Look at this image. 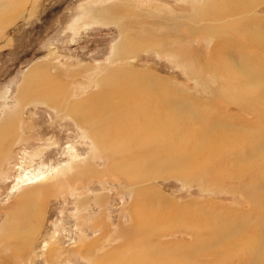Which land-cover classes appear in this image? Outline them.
Returning <instances> with one entry per match:
<instances>
[{
	"label": "rangeland",
	"instance_id": "1",
	"mask_svg": "<svg viewBox=\"0 0 264 264\" xmlns=\"http://www.w3.org/2000/svg\"><path fill=\"white\" fill-rule=\"evenodd\" d=\"M127 1L133 14L138 10L147 11L159 21L157 36L162 40L155 44L156 48L138 51L120 64L119 61H110L111 46L119 39L118 28L95 21L101 8ZM202 2L16 0L15 10H8L6 3L0 1L3 19L0 24V118L7 109L13 111L14 97L24 74L41 62L53 59L62 72L74 73L69 76L68 84L75 91L83 88L84 98L97 90L95 80L105 69L125 66L132 72L162 82L163 89L158 90L162 92L161 100H158L161 110L172 112L177 120H172L174 124L186 126L177 133L176 147L172 150L184 142L188 143L185 159L196 154L193 161L184 159L188 165L184 164L180 169V172L187 173V178L168 174L137 184L128 179L135 174L149 173L139 166L138 172L133 165L134 161L138 162L134 158L139 157L140 161L143 150L136 149L137 154L132 156L120 152L124 161L136 169L123 165L122 160L115 161L116 155L110 154L112 150L107 151L108 137L116 134L115 138L122 137L120 144H124L123 137L129 136L127 130L112 131L107 135H102L101 131L100 140L99 134L84 132L74 120L53 112L47 105H23L13 112L16 115L12 118L14 132L0 156L2 173H5L0 179V229L7 218L4 208L27 187L19 185V177L25 172L41 178L50 177L42 181V185L35 184L38 191L44 190L46 195L40 208L38 228L31 240L26 241L25 264H99L98 261L105 264H156L162 254L168 257L164 263L169 264H201L203 261L207 264H252L254 261H257L255 264H264L262 246L253 251L252 259L255 260L250 256V262L245 263L242 260L246 251L241 250L235 240L216 246L207 236L218 230L224 218L236 215L235 226H230L228 231H234V234L246 224H254L256 217L251 199L257 198L256 194L261 195L257 188L259 184L263 187L264 183V90L255 84L248 86L245 79L249 75H261L264 80V0H256L255 7L249 6L246 10L244 0L243 3L232 0L227 8L222 2L226 9L222 8L220 0L214 2L210 9L212 13H218L219 23L240 22L236 27L227 24L237 33L227 26L220 31L218 27L216 43L199 28L204 24L193 19L194 11ZM250 7L253 8L250 18H257V21L242 23L241 19L248 14ZM226 12L236 16L229 18L231 15L225 16ZM74 20L91 21V24L70 28ZM179 39L183 41L180 43ZM213 44L217 45L218 51L211 52ZM213 55L219 60L215 66L210 63ZM232 84L234 86L230 88L228 85ZM248 91L255 97L252 103H258L259 110L263 111L261 115L251 106L234 102L233 96ZM77 99L73 97L71 101ZM177 117L182 121L178 122ZM167 119L161 118V121L166 123ZM116 122L124 126L122 120ZM144 122L135 120L137 126ZM193 139L194 143L191 142ZM206 146L211 159L221 149L227 158L224 166L207 164L201 151V147ZM193 147L198 148L197 152ZM72 159L76 162L57 179L56 171H64ZM162 161L165 163L164 158L156 163ZM254 162L258 163L257 168L253 166ZM206 164L208 166L204 168ZM243 169L251 173H242ZM147 185L157 191V198L155 195H137ZM254 188L256 193L249 194L248 189L253 192ZM137 199L139 202L134 204ZM133 214L138 218L136 226L131 220ZM241 218H250L251 222L247 219L240 221ZM24 221L16 222L18 229L22 226L19 231L24 230ZM259 221H264V216L259 217L260 224ZM16 231L17 235L11 237L20 243L22 237ZM156 240L158 244L188 245V250L192 246L194 252L159 251L154 243ZM89 243L92 249H89ZM262 245L264 247V241Z\"/></svg>",
	"mask_w": 264,
	"mask_h": 264
},
{
	"label": "bare ground",
	"instance_id": "2",
	"mask_svg": "<svg viewBox=\"0 0 264 264\" xmlns=\"http://www.w3.org/2000/svg\"><path fill=\"white\" fill-rule=\"evenodd\" d=\"M0 1L6 3V6H8V10H15L14 5L16 3V0H0ZM226 1L227 3L224 0H220L221 6L223 2L224 6L227 8L228 4L232 0H226ZM255 1L256 0L254 1L244 0L246 4L244 6V10H246L249 6L254 8L256 5ZM214 2H218V0H203L202 4L199 5L200 8L194 11L193 19L204 24V26L199 28L204 31L205 35L209 36L210 38L213 37L214 43H216L217 36L215 37V33H218L217 32L218 27L220 31V29L227 26L229 22L219 23L218 13L216 11L212 13V9H210L212 8V4H214ZM241 2L243 3V0H241ZM129 5L130 4L128 1L127 3L123 2L122 4H111L106 8H101V10L97 11L96 13L97 19L95 23H98L103 26H115L119 30V39H117V41L111 46V50H110L111 62L119 61V63L121 62L120 64H122L125 59H128L129 57H131V55L137 53L138 51H145L148 49L156 48L155 44L159 43V41L162 40V37L157 36L158 35L157 32L160 25L158 24L159 21L158 20L155 21V19L151 15L146 13L147 11L143 12L138 10L136 13L134 12L135 14H133L132 13L133 8H131ZM224 6H222V8L226 9ZM86 8L87 7H85V9ZM253 8L247 11L248 14L241 19L242 23L249 24L257 21V18L251 19L249 15V13L252 12ZM17 9H19V7H17ZM226 14L227 16L231 15L229 18L236 16V15L232 16V14H234L232 12H226L224 15L226 16ZM148 18H150V20ZM2 20L3 19H1L0 16V24L3 22ZM90 22L91 21L78 22V20H74L70 25V28L77 26L79 27V24L81 26H86L91 24ZM231 24H233V27H236L239 26L240 22L236 23L234 21L229 23V25ZM227 27L231 28L233 32L237 33L235 28L229 26ZM239 29L240 28H238V30ZM211 34H213V36ZM163 35L164 33H162L161 36ZM182 41L183 39L181 40L179 39L180 43ZM183 50L186 49L183 48ZM211 50H212L211 52L218 51L217 45L213 44ZM217 59L219 58L217 57ZM218 61L216 60V56L213 55L211 57L210 63L215 66ZM258 62L260 61H257L256 63ZM176 64L179 63L176 62ZM243 74L246 76L245 73ZM69 76H74V73L70 72L66 74L62 72L57 67L56 62L53 59H49L45 62H41L36 66H33L24 74L21 84L18 87L17 94L14 97L16 98L15 99L16 105L14 106L13 111H11V109L10 110L7 109L5 115L0 118V156L1 157L3 155V151L8 141H10L12 132H14L15 126L12 123L13 121L12 118L13 115L14 116L16 115L13 112H17L16 110H19L20 107H22L25 104L45 105V106L47 105V107H49V109H51L53 112H56L57 114L63 115L66 118L74 120L79 127H82L84 129V132L86 133L88 132L90 135L99 134V137L101 138L100 140H102L101 137L102 135L105 134L107 135L109 134V132L111 133L112 131L118 132V130H122V131L127 130L129 132V136L123 137L125 139V141L123 142L124 144H120L122 137L115 138L116 134L115 135L112 134L110 138L108 137L109 141H108L107 151L112 150L110 154L116 155L115 161H120V160L124 161L123 155L132 156L134 154H137L136 152L137 150L139 149L143 150L144 155L140 156V161L138 160L139 157L134 158L138 162L135 163L134 161L133 165L136 168L138 166L144 167L147 170H149V173H142L137 175L135 174L134 176L128 179L130 182H136L137 184L138 183L140 184L147 182L160 175L164 176L168 174H174L176 177L177 176H179V178L181 177V179L187 178L188 176L187 173L185 174L184 171L183 172L180 171L182 170V166L184 164L188 165L184 162L185 159L184 154L185 151L187 150L188 143L183 142L181 143L182 145L178 146L176 150H172L173 148L176 147L174 146L175 145L174 141L177 138V133L183 129H186L185 128L186 126L182 123L174 124L173 119H175V116L172 114V112L170 111L163 112L161 110V104L158 102V100L159 99L161 100V98L159 97L162 95L161 91L163 87L160 86V83L162 82L155 80L149 76L132 72L125 66L113 68L112 70L105 69L102 72V75L100 77H97L95 80L97 81V90L86 96V98H84L83 94L85 92L83 88L77 89L76 92L74 90L75 88H72L71 85L68 84ZM252 76L249 75L246 77L245 81H247V85L253 86L255 84L256 86H261L263 88L262 90H264V84H263L264 80L263 78H261V75L253 76V77ZM228 86H230L231 88L234 86V84ZM156 87H158L157 89L158 93L156 92V94H154L155 92L154 90L156 89ZM248 92H246L245 94H243L242 92L237 96H233L234 102L243 106H248V107L251 106L256 110L258 115H261L263 112L262 110L264 109L261 108L262 110H259L260 109L259 104L252 103L255 97L253 93L251 92L248 93ZM73 97H78V99L71 101ZM259 100L263 101L260 98ZM262 106H264V104ZM2 108L5 110L6 107L2 105ZM161 118L163 119L168 118L167 119L168 122L164 123L163 121H161ZM118 119L122 120V123L124 124L125 127L117 124L116 121H118ZM136 119H140V120L142 119L145 122L144 124L142 125L138 124L137 126L135 124ZM181 121L182 120L178 118V122ZM101 131H103L102 132L103 134L100 136ZM262 140L263 139H259V141ZM106 141L107 139L105 140V142ZM191 142L194 143V139L191 140ZM207 147L208 146L201 147V151L202 153H204L202 154L203 159L207 162V164L211 166L222 164L224 166L227 158L222 155L221 149H218L211 159L210 150L209 152L206 151ZM124 148L128 150L123 151ZM197 149L196 147H193L194 152H197ZM120 152L123 153V155L120 154ZM193 156L190 157L189 155V157H187V160L185 159V161L189 162L192 159L194 160ZM160 158H164L165 163L164 161H162L161 163L159 162L156 163L157 160H159ZM72 160L73 162H71V164L68 165L64 171H62L61 169H60L61 171L60 170L56 171L57 179L59 177L61 178L62 175H64L65 172L72 167V164L76 162L75 159ZM123 163H124L123 165H126L128 168L130 167L136 169L133 165H131L130 162L124 161ZM207 164L204 166V168L208 166ZM253 166L254 168L255 167L257 168L258 163L254 162ZM123 168L124 166H121L122 170H124ZM137 171L139 172V169ZM244 172H246L247 175L251 173L250 170L242 171V173ZM4 174L2 173V168L0 166V179H2L5 176ZM49 178L50 177L47 178L37 177L36 175H33V173L31 172H25L23 173V175L19 177L18 179L19 185H24V187L27 186L26 187L27 189L26 188L23 189L12 201V203L9 206H6V208H4L5 209L4 211H6L7 218H5L6 221L3 223L0 229V264H25V260L23 257H24L25 246L27 243L26 241L34 236L38 228L40 221L39 218L40 208L42 206V200L46 195V192L44 190L38 191V187L36 185L37 183L42 185V181L44 182L45 179H49ZM126 178L127 177H125V179ZM244 181L246 182V180ZM258 186L259 187L257 189L261 190V195L259 196L256 194L257 198L251 199V207L253 206L256 209V214L254 215L256 216L254 224L253 223L246 224L245 226H243V228H241L240 232H236L232 234L234 232L232 231V233H228V231L230 230L229 229L230 226H233L232 228H234L235 226L234 220L237 219L234 218L236 215H234V217H228L226 215V217L228 218L223 219V221L219 225L218 230L211 231L210 233H208L210 235L207 234V236L210 237L211 240H214L212 242V245H216V246L226 245L230 240H235L238 246L240 247V249L246 251L244 254L245 258L244 260H242L245 263L250 262V256L251 259L254 256L253 251L255 249L259 250L261 246H262L261 252H263L262 257H264V247L262 245L264 241V221H259L260 224L258 223L259 217L263 218L264 216V183H263V187L261 186V184H259ZM151 188L152 187H149L148 185L147 187L143 186V189H140L137 195L139 196L141 194H147L148 196L152 195V197L153 195H155L154 197L157 198L158 196L157 191L155 192V190ZM255 191H256L255 188L253 189V192L250 189H248L249 194H255L256 193ZM139 200L140 199L135 200L134 204H137ZM261 211L263 212V215L261 214L262 217L260 215ZM225 213H227V211ZM23 219H25L23 224H25L26 228L23 226L24 230L19 231V229L22 226L18 229L16 227L17 226L16 222L18 220L20 221ZM246 219L249 222H251L250 218H241L240 221L244 222V220ZM131 220L134 226L138 224L137 222L138 218H136L134 214ZM16 229L19 231V236L22 237V241H20V243L18 242V240L13 241L11 237L13 235H17ZM256 242L260 244H257ZM154 243L159 251L163 249H172L175 251L184 250L187 251V253L189 250L191 252H194V247L192 246L189 250L186 249L188 248V245H181V244L177 245L176 243H173L175 244L174 246L172 244H167V243L158 244L159 242L157 240ZM88 246L89 249L93 248V246L90 243ZM87 257L89 256L87 255ZM161 257L162 259L159 260L158 263L156 264H169V263H164V260H167L168 257L166 258L164 254H162ZM203 262L201 264H207ZM256 262L254 261V263L252 264H255ZM97 263L105 264L102 261L101 262L98 261ZM170 264H179V263L177 262ZM180 264H182V262Z\"/></svg>",
	"mask_w": 264,
	"mask_h": 264
}]
</instances>
